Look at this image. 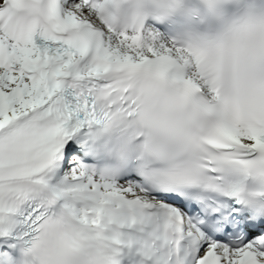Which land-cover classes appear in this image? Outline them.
Listing matches in <instances>:
<instances>
[{
	"label": "snow or ice",
	"instance_id": "obj_1",
	"mask_svg": "<svg viewBox=\"0 0 264 264\" xmlns=\"http://www.w3.org/2000/svg\"><path fill=\"white\" fill-rule=\"evenodd\" d=\"M124 257L264 264V0H0V264Z\"/></svg>",
	"mask_w": 264,
	"mask_h": 264
},
{
	"label": "clouds",
	"instance_id": "obj_2",
	"mask_svg": "<svg viewBox=\"0 0 264 264\" xmlns=\"http://www.w3.org/2000/svg\"><path fill=\"white\" fill-rule=\"evenodd\" d=\"M80 264H86V261L82 259V260L80 261Z\"/></svg>",
	"mask_w": 264,
	"mask_h": 264
}]
</instances>
